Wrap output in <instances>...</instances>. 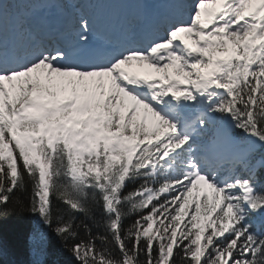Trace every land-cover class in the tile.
Masks as SVG:
<instances>
[{"label":"snow or ice","instance_id":"snow-or-ice-1","mask_svg":"<svg viewBox=\"0 0 264 264\" xmlns=\"http://www.w3.org/2000/svg\"><path fill=\"white\" fill-rule=\"evenodd\" d=\"M260 170L264 0H0V221L33 218L27 264L49 231L76 264H264Z\"/></svg>","mask_w":264,"mask_h":264},{"label":"trees","instance_id":"trees-1","mask_svg":"<svg viewBox=\"0 0 264 264\" xmlns=\"http://www.w3.org/2000/svg\"><path fill=\"white\" fill-rule=\"evenodd\" d=\"M258 176V181L261 186H264V174L261 173ZM32 221V217H13L0 221V236L3 237L6 250L5 261H14L15 264H27L29 254L25 238L33 228ZM95 231L94 228L93 232ZM80 235L81 237L85 235L83 230H80ZM47 243L49 264H76L72 254L50 231L47 233Z\"/></svg>","mask_w":264,"mask_h":264}]
</instances>
